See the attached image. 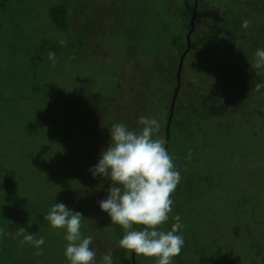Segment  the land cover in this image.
<instances>
[{
  "label": "rangeland",
  "instance_id": "1",
  "mask_svg": "<svg viewBox=\"0 0 264 264\" xmlns=\"http://www.w3.org/2000/svg\"><path fill=\"white\" fill-rule=\"evenodd\" d=\"M61 1L0 0L2 264H69L64 255L65 230L53 229L43 219L55 203L61 202L69 210L82 213L81 232L93 237L90 247L96 251L97 264L105 253H112L114 227L98 204L107 197L110 182L100 176L94 178L89 169L98 163L101 150L107 148L109 128L114 123L138 129V118L151 116L160 124L156 135L163 137L166 102L172 98L173 78L185 46L189 19L181 13L185 9L183 0H91L95 17L88 27L95 32L94 37L74 42L76 47H70L67 34L58 31L48 17L49 8ZM226 2L229 4L227 0H201L192 50L181 72L183 101L198 97L203 85L200 75L214 74L211 59L222 52L213 34L223 19L219 16L221 19L216 21L214 7ZM89 3L78 2L81 8ZM84 23L75 21L71 31L82 30ZM179 35L178 46L174 47L172 41ZM61 39L67 40L66 46L58 43ZM208 46L215 48L214 54L213 50L206 51ZM30 50L33 55H29ZM45 50L55 53L56 63L47 56H42V65L31 63L30 59L41 57L39 54ZM145 80L151 82L142 86ZM180 114L174 116L171 130L191 148L184 159L195 169L201 164L200 168L210 173L214 171L212 162L218 168L205 192L194 194L191 206H187L191 220H185L187 235L183 238L189 246L180 259L173 258V264L242 263L235 255L243 253L242 243L233 250L228 246L233 240L231 225L237 221L235 224L243 229L245 223L253 221V229L257 230L254 217L261 214L264 164L256 166L254 154L250 161L243 157L247 139L244 133L239 136L236 128L232 131L237 136L226 144L229 150L212 155L207 134L223 131L234 119L228 114L216 119L201 117L202 125L197 129ZM240 127L239 132L245 128ZM84 128L89 136L82 134ZM191 129L196 131L192 138L186 134ZM171 140L175 141L174 135ZM179 149L185 150L183 144ZM171 153L180 152L176 149ZM174 163L178 167L185 161ZM94 197H98L95 203ZM252 211L257 212L256 216L250 215ZM20 227L36 238H44L43 255L36 256V248L21 244L23 236L17 234ZM239 239L244 240V234ZM193 249L198 252L193 254ZM136 264H155V258L136 255Z\"/></svg>",
  "mask_w": 264,
  "mask_h": 264
},
{
  "label": "trees",
  "instance_id": "2",
  "mask_svg": "<svg viewBox=\"0 0 264 264\" xmlns=\"http://www.w3.org/2000/svg\"><path fill=\"white\" fill-rule=\"evenodd\" d=\"M81 1L83 0H62L57 5H52L48 10L50 23L61 33L67 34L69 39L68 41L72 42L70 47H76L77 45L74 42L84 41V38H87L88 41L91 40L95 33H91L88 27V25L93 23V19L95 17L94 10L91 7L92 1L89 0L90 3L88 7L85 8H81V6H79ZM183 1L185 3V9L182 8L181 13L185 18L188 17V24L191 25L190 28L192 26L194 27L198 18L197 13L201 8V0ZM227 1L229 4H227V2L226 4L218 3L216 7H214L216 12V21L218 22L221 19L219 16L223 18L218 22L217 33L213 34V37H215L214 40L218 41V45L216 47L222 52V54L217 57H212L210 55V57H212L211 61L214 65V74L212 77L209 75H200V77H202L201 79L203 81V85L198 97L196 98V96L193 95L185 101H183L185 94L181 83V72L183 71V61L192 50V38L196 31V25L189 35L190 47L188 50L186 49V35L185 37L183 36L185 46L184 49L181 50V54L186 52V55L183 58L182 68L179 72L180 87L173 101L174 90L177 86L178 71L176 70V76L173 78L175 87L171 94L172 98L169 102L166 100L167 116L162 136L166 140L165 146L168 152H174L176 149L180 152L178 154L171 153L174 157V162L177 163V161H185V164H177L178 167H176L181 174V181L172 194V213H170L169 220L163 225L165 230H170V227L174 223L172 217L175 215H179L181 217V223L187 227L188 223L185 222V220H191V209L187 206H191L193 201L192 196H194V194H201L205 192L207 182L212 180V173H214V171L218 168V166L214 165L212 162V169L214 171L210 173L207 169L200 168L201 164L199 165V169H195L193 165H189L192 164L191 162H187L186 158L184 159L191 148H189V145L184 143L181 139L178 140L174 130H171V125L177 112H180V115H184L185 119H189L190 123L194 124L191 125L194 129L201 127V117L207 116L209 119H216L224 118L225 115L228 114V117H232L234 119H231L233 121L229 120L227 122L228 126L223 131L217 134L215 133L216 135H213L215 138L212 141L211 137L213 136H211V131L207 134V142L210 143V145L212 144V155L218 156L219 154L226 152V150H229L230 147L226 146V144H228L229 138L237 136V133L232 131L236 128L238 129V135L240 136V134L244 133V137L247 139V142L244 144L245 152L243 153V157L250 161L254 157L252 154H254L256 157L255 160L257 161L256 166L264 164V88L259 91L255 90V85L257 83L264 82V73L257 75L256 70L252 69L250 66L256 49L264 48V0ZM72 2H76V5L72 6ZM137 2L138 1H135L134 5ZM193 13H195L196 18L193 23H190V17ZM245 19L251 21V24L247 29L242 27V22ZM78 20L85 21L83 25L84 28L82 30H78V32H72L71 27L75 21ZM190 28L188 26L186 31L187 33ZM197 36L198 35H196L195 38ZM180 38L181 37L179 35L176 40L172 41L174 47L178 46V40ZM45 43L48 44L47 42ZM41 48H43V45ZM206 51H211L214 54L215 48L208 46ZM49 52L50 50L41 51L39 54L41 55V57L39 56L40 59L35 56V58L30 59L31 63L36 66L38 64L42 65L41 63L44 64L45 58L42 56L48 57ZM30 54L33 55L31 50L29 52V55ZM150 82L151 81L148 80H145L144 82L142 81V86H147ZM183 102L184 105L181 107L180 104H183ZM92 113L93 112L91 111V114ZM171 113L172 117L169 120L168 118ZM238 122L242 124H239ZM240 126H242V128L245 127L241 132H239L241 129ZM177 128L179 129V125H177ZM82 134L89 136L88 132H86V128H84V133L82 132ZM172 134L175 137V141L171 140V137L173 136ZM186 134L192 138L195 136L196 131L192 132L191 129ZM197 138L199 137L197 136ZM172 143L176 147H173ZM182 144L185 150L181 152L179 148ZM182 153H184L185 156L182 157ZM216 157L212 158L213 161ZM251 165L254 166L253 161L251 162ZM261 189H264V181L261 183ZM259 196L260 194L256 195V197ZM97 198L98 197H94V203ZM242 200H244V198ZM260 202L262 203L260 216L256 219L254 216H256L255 213L257 212L252 211L250 213V215L254 217V220H256L254 222L255 228L257 229L256 231L253 229V221L250 222V224L245 223L243 225V229L238 228V224H235L237 221H235V223L231 222L233 232V235H231L233 236V240L229 241L228 246L230 250H233L235 245L242 243L244 249L243 253L235 254L236 257L242 261V263L239 264H264V195L260 198ZM252 209H255V207ZM113 227L114 234H112L111 237L116 242L111 254L114 264H136V254L133 252H127L118 246V241L123 237L124 230L118 224H113ZM134 227H138L140 230L143 229V226L134 225ZM185 227L177 234H181L185 237L187 235V229ZM182 231L184 232L183 234ZM241 233L244 234V240L240 241L239 235ZM187 241L188 240L185 239V242ZM186 244L182 247L178 258L188 250L189 244H187V246ZM192 252L195 254L198 250L193 249ZM239 255H242V257ZM2 262L3 261L0 260V264H2Z\"/></svg>",
  "mask_w": 264,
  "mask_h": 264
},
{
  "label": "clouds",
  "instance_id": "3",
  "mask_svg": "<svg viewBox=\"0 0 264 264\" xmlns=\"http://www.w3.org/2000/svg\"><path fill=\"white\" fill-rule=\"evenodd\" d=\"M250 24L251 21L245 19L242 27L247 29ZM58 43L66 46L67 40L61 39ZM48 59L57 62L54 52L48 53ZM250 66L257 75L264 73V48L256 49ZM262 88L264 82L255 85L256 91ZM137 123L138 129H130L123 122L114 123L109 128L107 148L101 150L98 163L89 170L94 178L100 176L110 182L107 197L98 204L111 223L124 230L118 246L137 256L155 258V264H173V258L180 254L185 243L183 236L177 234L185 225L181 217L175 215L170 230L161 226L172 213V194L181 181V174L166 149V140L156 135L160 130L158 120L140 116ZM82 218V213L69 210L62 202L55 203L43 215L51 228L65 230L64 255L69 264H97L96 251L90 247L93 237L83 236L81 232ZM17 234L23 236L22 245L37 249L34 255H43V237L36 238L24 227L18 228ZM100 264H114L112 254L105 253Z\"/></svg>",
  "mask_w": 264,
  "mask_h": 264
},
{
  "label": "water",
  "instance_id": "4",
  "mask_svg": "<svg viewBox=\"0 0 264 264\" xmlns=\"http://www.w3.org/2000/svg\"><path fill=\"white\" fill-rule=\"evenodd\" d=\"M195 18H196V15H195V13H193L192 15H191V17H190V23H193V21L195 20ZM193 26L190 28V30H189V32L186 34V40H187V46H186V49L188 50L189 49V47H190V43H189V35H190V33L193 31ZM186 55V52H183L182 54H181V56H180V58H179V62H178V68H177V71H178V73H177V86H176V88H175V90H174V94H173V101H174V98H175V96H176V94H177V92H178V90H179V87H180V74H179V72H180V70H181V68H182V61H183V58H184V56ZM171 117H172V113L170 114V116H169V120L171 119Z\"/></svg>",
  "mask_w": 264,
  "mask_h": 264
},
{
  "label": "flooded vegetation",
  "instance_id": "5",
  "mask_svg": "<svg viewBox=\"0 0 264 264\" xmlns=\"http://www.w3.org/2000/svg\"><path fill=\"white\" fill-rule=\"evenodd\" d=\"M188 26H189V28H190V26H191V25H190V24H188ZM194 27H195V24H194Z\"/></svg>",
  "mask_w": 264,
  "mask_h": 264
}]
</instances>
